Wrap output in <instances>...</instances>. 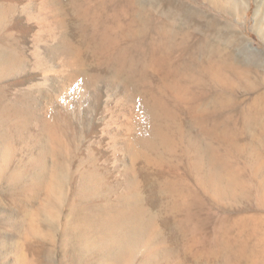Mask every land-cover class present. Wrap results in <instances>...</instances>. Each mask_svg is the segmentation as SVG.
Wrapping results in <instances>:
<instances>
[{"label": "rangeland", "instance_id": "obj_1", "mask_svg": "<svg viewBox=\"0 0 264 264\" xmlns=\"http://www.w3.org/2000/svg\"><path fill=\"white\" fill-rule=\"evenodd\" d=\"M225 5L19 0L1 17L0 45L25 46L31 60L37 38L59 75L36 87L55 88L39 137L17 133L0 148V264H264V0ZM30 9L42 14L39 30ZM56 45L67 51L55 55ZM120 53L137 62L135 86L115 78ZM20 77L0 81V110ZM91 77L108 93L78 102L71 80ZM153 99L172 112L162 119L170 145L143 146L140 113L131 125L123 114ZM207 145L236 188H220L212 164L209 178L197 153Z\"/></svg>", "mask_w": 264, "mask_h": 264}, {"label": "bare ground", "instance_id": "obj_2", "mask_svg": "<svg viewBox=\"0 0 264 264\" xmlns=\"http://www.w3.org/2000/svg\"><path fill=\"white\" fill-rule=\"evenodd\" d=\"M18 1L19 0H0V24L2 22L1 17H4V19H5L9 13L8 9L10 7L14 6L16 3H18ZM243 2H244V0H226L225 7L237 9L239 11L243 7ZM28 3H29V1H28ZM50 3H51V0H41V8L47 9L50 6ZM41 15L42 14L36 12L35 10L30 9L26 15L27 19L29 20L28 25H30V22H31V23H33V26L36 27L38 30L41 29V25H40V22L38 20V19H40V17H42ZM41 19L46 20L43 18H41ZM19 23H20V20H13V26L19 25ZM45 23H44V25H46ZM47 25H49V22L47 23ZM30 26H32V24ZM50 27L51 26H48V28H49L48 31L51 35L54 31H52V28H50ZM29 28H31V27H29ZM43 28H44V26H43ZM33 31H35V30H33ZM173 34H174L173 29H170V30H164L163 29L161 31V37L163 39H171ZM32 49H33V51H30L32 59L30 60L28 57V51L29 50L26 49L25 46H21L20 50L15 52L14 50H12V48H7V47L0 45V81H2V79L4 77H6L7 75H10V74L15 73V72H18V74L20 73V75H23L22 78L21 77L19 78L20 80H19L18 84H17V81L14 80L11 83H9V85H8L9 88H4V91H6L8 93V95L6 97L7 98L6 105H4L2 107V110H0V129L4 128V130H5V128H6V131H5L6 136L4 135V137L1 139L0 148L1 147L3 148L4 146H8V144H11V140L14 138V136L17 133H20V139L22 141L34 142L36 139L35 137L36 136L39 137V135H40L39 131L42 130L43 125L41 124L42 123L41 117L43 115H46V113H47V103H48L47 99L49 97V93H51L52 90L55 88H36V87L39 85V83H43L45 85H48L49 82L52 80V78L57 77L59 74H58L57 64L54 63L51 59H49L45 53L41 52L43 50L40 51L37 38H35ZM52 51L55 55H60L63 52H66L67 50L64 49V46H62V45H56V46H54ZM29 56H30V54H29ZM119 61H120V64L117 68V72H116L117 76H115V78H121L124 76L125 79H128L131 82L132 86H135L136 82H137V80L135 78V73L137 72V67H138L137 62L132 58H129L126 60L123 53H120ZM216 69H217V72H219V68H216ZM207 70H211V66L209 68H207ZM219 73H221V72H219ZM218 77H221V76H218ZM95 81L96 80H94L92 77H91V79L75 78L74 81L71 80L72 86L75 87L74 89H76L78 91V95H75V92L73 91V95L78 102L82 101L80 99L85 100L86 97L91 98V100L93 99L92 101L97 102L98 99L103 98V93L104 94L108 93V89L106 91H103L102 88H96V89L90 88L91 86L95 85ZM17 86H19V88H17ZM35 93H38V94L35 95ZM139 113H140L139 117L142 121V130H141V133L137 137V142H141L142 145L144 144L143 146L146 145L149 147H151V146L153 147L154 145L158 144L157 142H159L160 144L163 143V144H169L170 145L171 144V138L165 129V125L168 123H165V125H164L163 120H162V119L166 120L167 118L172 117L171 116L172 112L169 110V108L159 99H155V100L153 99L151 101H149V100L141 101L140 100V103L135 102V104L133 103L132 105H129V106L127 105V108L125 109V112L123 114L125 116L127 114L128 120L131 119L130 122L128 121L129 125H131V124H133V120L135 119V117L137 115H139ZM96 115H94V116H96ZM97 120H98V118H97ZM116 120H117L116 115L114 113H112L110 115V122H113V124H114V122ZM136 121L137 120L135 119L134 123ZM126 123H127V121H126ZM137 123H138V121H137ZM108 125H110V123ZM92 128H93V126H92ZM97 130H98V128H97ZM129 139L131 140V138H129ZM98 143H99V141H98ZM156 147H157V145H156ZM197 149H198L197 153H198L199 157L200 158H201V156L206 157L208 164H210L209 165V178L210 179H211V164H212V178H213V180H215V182H218L219 184L221 182H222L221 184L224 183V185H222L223 188H227L228 186L229 187L231 186L230 188H232L233 185L237 182V180L240 181L239 179H237L238 176L236 178V176L234 175L235 173L232 174L234 171L232 173L229 172L231 170L228 169L229 167L227 168V166H226L227 164H225L223 162V158L216 152L217 150L214 151V149H212L211 146H209V145L202 147V148L198 147ZM58 165L60 167H62L60 164H58ZM0 168H2V167L0 166ZM49 175L51 176V174H49ZM225 182L227 185H225ZM51 183L53 185L52 181H51ZM221 184L219 186L220 188H222ZM234 186L236 188L237 185L235 184ZM230 188H229V190H230ZM234 191H233V193H234ZM128 199H130V197ZM135 203H137V202H135ZM119 211H121V210H119ZM135 215H136V213H135ZM117 216H118V214H117ZM127 218H129V217L127 216ZM127 218H126V220H127ZM120 221H122V220L120 219ZM129 221H130V218H129ZM130 222H132V221H130ZM123 225L125 226V224H123ZM131 226H132V224H131ZM106 227L108 228V226H106ZM109 232H110V230H109ZM99 241H101V239H99ZM114 263H116V262H114Z\"/></svg>", "mask_w": 264, "mask_h": 264}]
</instances>
